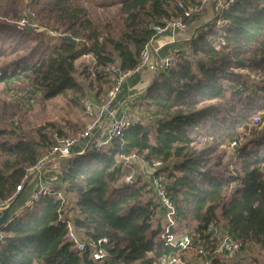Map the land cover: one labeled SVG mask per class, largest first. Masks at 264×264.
Returning a JSON list of instances; mask_svg holds the SVG:
<instances>
[{"label":"trees","instance_id":"obj_1","mask_svg":"<svg viewBox=\"0 0 264 264\" xmlns=\"http://www.w3.org/2000/svg\"><path fill=\"white\" fill-rule=\"evenodd\" d=\"M27 1L39 24L62 36L45 43L30 29L16 30L8 21L22 16L24 0H0V85L12 91L27 80L43 90L42 101L61 96L73 106L106 94L111 65L133 69L152 27L180 15L178 2H200L111 0L98 5L114 11L90 17L71 0ZM188 22L193 34L177 47L174 65L139 92L138 112L122 135L57 161L51 173L62 199L19 203L18 214L0 229V264H100L90 249L79 254L71 248L67 221L85 242L106 239L107 264H160L173 257L189 264H260L219 248L226 233L239 251H264V0H234L218 12L211 0ZM82 56H90L92 66L76 63ZM137 84L133 76L120 95L129 96ZM18 111L0 100V201L14 196L26 168L50 150L52 132L66 136L51 123L21 130L13 121ZM226 149L234 156L230 169L223 163ZM133 155L162 167L127 184L136 163L129 167L124 159ZM155 178L174 209L171 225ZM169 235H186L188 246L169 244Z\"/></svg>","mask_w":264,"mask_h":264},{"label":"built area","instance_id":"obj_2","mask_svg":"<svg viewBox=\"0 0 264 264\" xmlns=\"http://www.w3.org/2000/svg\"><path fill=\"white\" fill-rule=\"evenodd\" d=\"M207 1L208 0H200V2L188 6H185L182 2H178L177 8L181 10L180 15L163 20L160 24L152 27L154 35L140 51L138 61L133 69L121 71L116 65L108 67L107 70L111 73L112 84L107 90L105 97L100 102H96L88 97L81 100L83 115L89 119V122L83 129L72 136H60L57 132H52L50 135L53 140L52 147L48 152L40 156L33 165L26 168L22 181L15 187L14 196L0 201V210L5 208L18 193L23 192L24 183L34 172L36 173L34 180L37 181V185L33 192L32 199L25 203L26 206H31L33 202L47 195H56L57 198L62 199L61 192L55 188L57 178L51 173V171L57 167V161L83 154L90 145L99 149L110 143L114 138L122 135L123 131L133 122V119L126 115V111H128L126 103H123L120 107L114 108L123 87L128 84L133 76H138L137 87L142 90L148 86L155 73L167 71L174 65L178 56L177 37L182 36V34L184 35L187 30L188 20L194 14L199 13ZM233 1L234 0H214V11L218 12L226 9ZM28 12L29 13L24 16L22 15L18 20L8 22H11L18 31L30 29L47 39L53 40L56 39L57 36H62L55 30L41 26L34 20L35 15L30 11ZM215 23L216 25H220L221 19H217ZM163 35H167L170 38V42L168 43H176V46L161 53L167 44L157 45L155 41L159 36ZM134 163L142 166L144 168L142 174L149 178L154 174L157 168L162 167L160 162L148 165L135 155L124 159V164L129 167ZM124 181L127 184H131L133 182L131 174L127 175ZM153 188L156 196L165 209V216L167 217L166 222L168 225H171L173 223L172 215L174 209L167 196L165 187L155 178L153 179ZM67 226L68 232L66 234V239L74 251L81 254L87 249H90V256L94 261L100 264H107L108 253L101 246L106 243V239H101L96 243L85 242L77 235L71 223L68 221ZM166 240L169 244L177 245L182 249L186 248L189 244V238L186 235L180 237L169 235ZM226 248H230L232 251L236 252L239 251L240 244L233 241L226 233H223L221 235L219 250ZM199 253L202 254L203 252L199 250ZM160 264L188 263L183 261L180 257H173L162 259Z\"/></svg>","mask_w":264,"mask_h":264},{"label":"rangeland","instance_id":"obj_3","mask_svg":"<svg viewBox=\"0 0 264 264\" xmlns=\"http://www.w3.org/2000/svg\"><path fill=\"white\" fill-rule=\"evenodd\" d=\"M105 1L109 2L111 0H71V2L76 5V8L81 9L83 12H85V15L90 16V17H93L92 15L101 17L103 14L106 15L108 12L114 11L115 7L103 8V9L99 7L98 3L100 4ZM210 1L211 0H208L207 3ZM22 7H24V9H22L21 11L23 16L29 13L28 11L32 12L35 15V13L29 9L30 6H28L27 0H24V4ZM36 19L37 18L35 17L34 20L37 23H39L38 20ZM188 23L190 24L191 22H188ZM192 30H193V25L188 27V24H187V30L185 31L184 35L182 34V36L177 37L178 46L181 43H183L186 38H188L189 36L193 34ZM41 37L43 38L42 41H44L45 43H53L52 41L55 40V39L53 40L47 39L46 37H43V36ZM35 40H38V39H35ZM92 60L93 59L90 56H82L76 61V63L83 61L89 66L90 65L92 66L93 64ZM251 76L253 75L251 74ZM16 86L17 87H15L12 91H7L5 90L3 85H0V100L5 101L6 103L16 104L17 107H19L17 116L13 118V121L18 125L21 122L20 124L21 130H33L34 131L35 129L39 127H46L48 123H51V124H54L55 128H60L63 131H65L66 136H72L71 135L72 132L76 130L80 131L89 122V119L83 115V111L81 109V100L87 97L90 98L89 96L82 97L81 99H79V106H73L69 104L68 101L65 98H62L61 96H57L50 100L42 101L41 98L43 95V90L37 86H34L32 83L28 82L27 80H21L20 82H18ZM104 89L106 90L107 88L104 87ZM140 91L142 90L136 87L134 89H131V92H128L130 94L129 96L120 95L117 99V102L115 103L114 108L120 107V105H122L123 103H126L127 105H129L127 108L128 111H126V115L129 118L131 117L132 119H134L135 114L138 112V103L136 101L137 99L135 98L140 95L139 94ZM104 97H105V94H102L100 98L98 99L97 97L96 98L94 97L91 99H93L94 101L97 100L100 102ZM260 122H261V125L264 124V117L259 115V123ZM72 125H75V127L69 130L68 128ZM50 130H55V129L49 128L48 131ZM248 137H250L249 131L245 133V135L243 136V139L248 138ZM231 152H232L231 150L226 149V155L223 158V163L226 169H230L231 164L234 162L233 161L234 156L231 154ZM134 166H135L133 169L134 171L130 173L131 176L136 177L138 176V174L139 175L142 174V171H144V168L138 164H135ZM17 207H18L17 211L18 209L20 211V207H22V205L20 206V204H18ZM166 218L167 217L165 216V221H166ZM174 237L176 236L174 235ZM238 253H241V255H243L246 261H250L253 258H256L260 264H264V251L259 250L257 247L251 246L245 249L244 251H238Z\"/></svg>","mask_w":264,"mask_h":264},{"label":"water","instance_id":"obj_4","mask_svg":"<svg viewBox=\"0 0 264 264\" xmlns=\"http://www.w3.org/2000/svg\"><path fill=\"white\" fill-rule=\"evenodd\" d=\"M66 40L69 42L75 44L76 41L73 40L71 37L66 36ZM36 176V173L34 172L29 176L27 181L24 183V190L21 193H18L12 200L11 202L3 209L0 210V229L4 227L8 222L11 221V219L16 216L19 212V209L17 211V206L21 202V200L26 195V203L29 202L32 199L33 192L36 188L37 181L34 180ZM212 233H215L214 230L211 231Z\"/></svg>","mask_w":264,"mask_h":264},{"label":"crops","instance_id":"obj_5","mask_svg":"<svg viewBox=\"0 0 264 264\" xmlns=\"http://www.w3.org/2000/svg\"><path fill=\"white\" fill-rule=\"evenodd\" d=\"M211 2V1H210ZM209 2V3H210ZM209 5V4H208ZM156 44L157 45H161V44H167L164 48H163V50L161 51V53H163L164 51H167L168 49H171V48H173V47H175L176 46V43H178L177 41H176V43L175 44H170V43H168V42H170V38L167 36V35H163V36H159L157 39H156ZM24 197H25V199H26V195H24ZM25 199H22L21 201H24ZM26 203V202H25Z\"/></svg>","mask_w":264,"mask_h":264}]
</instances>
